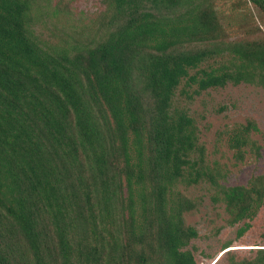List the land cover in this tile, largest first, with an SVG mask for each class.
I'll use <instances>...</instances> for the list:
<instances>
[{
  "label": "trees",
  "instance_id": "trees-1",
  "mask_svg": "<svg viewBox=\"0 0 264 264\" xmlns=\"http://www.w3.org/2000/svg\"><path fill=\"white\" fill-rule=\"evenodd\" d=\"M249 1L264 12V0ZM32 2L0 0V264H19L22 249L41 255L52 228L68 245L71 231L122 210L134 228L139 209L168 264H196L179 251L196 236L181 220L189 204L179 197L177 213H168L171 193L184 178L217 182L194 120L173 107L176 90L183 80L198 93L249 81L256 71L264 77V41L193 47L219 38L212 0H106L100 36L74 52L49 51L30 28ZM225 51L232 67L191 74ZM252 129L250 122L232 136L237 153ZM222 193L231 223L250 221L264 202V177Z\"/></svg>",
  "mask_w": 264,
  "mask_h": 264
},
{
  "label": "rangeland",
  "instance_id": "rangeland-1",
  "mask_svg": "<svg viewBox=\"0 0 264 264\" xmlns=\"http://www.w3.org/2000/svg\"><path fill=\"white\" fill-rule=\"evenodd\" d=\"M105 1L33 0L30 28L42 48L52 51L59 47L74 52L76 45L91 44L95 35L103 33ZM212 6L220 25L219 38L212 44L195 43L193 47L223 50L234 43L264 41V12L249 0H212ZM234 60L233 55L225 51L203 62L191 74L200 76L201 70L232 67ZM237 69L231 71L235 73ZM248 80L237 84L228 81L224 86L198 93L197 84L188 86L183 80L174 97L173 107L186 111L194 120L197 144L204 149L205 165L217 182L215 185L206 178L194 183L184 178L175 184L171 193L173 202L168 213H177L179 197L189 204L181 212V220L196 236L179 251L190 252L196 264H249L264 257L259 250L264 249V202L254 219L231 223L232 214L222 193L223 187L247 186L254 177H264V77L256 71ZM250 122L258 130L241 135L247 145L237 153L230 140ZM192 157L198 160V152ZM125 177L121 174L117 180L121 182L123 199L127 202ZM137 212L139 217L134 228L130 226L127 211L122 210L105 220L98 217L87 229L80 226L71 231L65 241L68 245L60 242L52 228L48 231L52 241L46 249L42 248L41 255L31 256L22 249L17 252L19 264H168L142 211ZM47 221L45 225H50ZM246 222H250V228L239 236ZM89 245L97 250L87 253L90 247L85 246Z\"/></svg>",
  "mask_w": 264,
  "mask_h": 264
}]
</instances>
